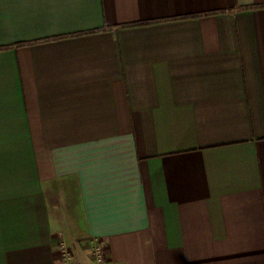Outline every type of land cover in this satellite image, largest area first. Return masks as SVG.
<instances>
[{
	"label": "crops",
	"instance_id": "obj_1",
	"mask_svg": "<svg viewBox=\"0 0 264 264\" xmlns=\"http://www.w3.org/2000/svg\"><path fill=\"white\" fill-rule=\"evenodd\" d=\"M264 264V0H0V264Z\"/></svg>",
	"mask_w": 264,
	"mask_h": 264
},
{
	"label": "built area",
	"instance_id": "obj_2",
	"mask_svg": "<svg viewBox=\"0 0 264 264\" xmlns=\"http://www.w3.org/2000/svg\"><path fill=\"white\" fill-rule=\"evenodd\" d=\"M59 248L62 252L64 264H73L72 254L63 242L59 243ZM92 257L96 264H104L105 262L104 247L102 246L101 243L97 241L94 242L93 245Z\"/></svg>",
	"mask_w": 264,
	"mask_h": 264
}]
</instances>
